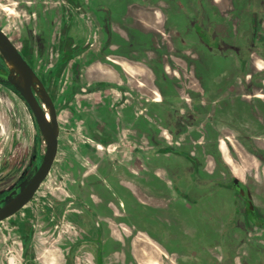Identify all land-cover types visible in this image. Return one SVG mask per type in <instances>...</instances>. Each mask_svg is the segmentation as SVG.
Returning a JSON list of instances; mask_svg holds the SVG:
<instances>
[{"label": "crops", "instance_id": "crops-1", "mask_svg": "<svg viewBox=\"0 0 264 264\" xmlns=\"http://www.w3.org/2000/svg\"><path fill=\"white\" fill-rule=\"evenodd\" d=\"M209 2L227 18L231 0ZM178 3L179 0H83L87 10L77 19L78 32L83 40L92 43L83 46L78 55L75 97L61 105L65 115H58L62 163L75 175L62 179L59 191L53 192L64 207L56 210L51 206L48 212L50 228L41 237L48 244L42 245L39 256L34 255L41 264H62L69 244L92 231L91 241L81 246L77 254L95 256L100 264H176L177 256L204 257L205 252L197 254L193 250L196 233L203 250L216 254L220 245L210 237L225 236L233 226L240 230L239 223L229 224V217L216 210L211 211L221 220L216 228L200 225L194 212L188 211L186 182L177 164L194 167L190 176L199 184L225 183L232 176L245 178L246 173L264 167V141L224 120L213 105L214 100L206 109L208 103L202 97H194L204 96V62L198 77L194 63L198 56L185 48L187 42L178 40V26L186 21L181 19L174 25L173 20H167V14L176 16L183 9ZM263 7L264 1H260L257 9L251 11L254 37L249 52L223 46L230 48L240 71L246 70L247 65L257 68L264 60L252 46L258 39V18L254 20L253 15H258ZM92 22L98 27L94 34L90 31ZM189 24L195 28L194 17ZM245 54L258 59H251L249 64ZM62 86L70 87L67 83ZM227 89L225 92L253 101L244 98L238 73L231 76ZM66 95L67 92L62 93V101ZM182 101L186 107L173 105ZM195 131L206 141L192 139ZM159 157L162 165L153 166ZM120 194L138 202L141 214L146 213L148 219L157 220L152 231L131 228L117 219L124 213L122 202V206L113 203ZM177 205L187 214L188 224L176 217ZM249 224L248 229L256 227ZM53 227L57 228L52 230ZM158 231L167 233V241L172 243L159 240ZM240 236L239 232L227 233L226 246L233 249ZM30 245L38 254L35 242ZM181 245L186 247L183 252L185 247ZM214 257L217 262L221 260Z\"/></svg>", "mask_w": 264, "mask_h": 264}, {"label": "rangeland", "instance_id": "rangeland-1", "mask_svg": "<svg viewBox=\"0 0 264 264\" xmlns=\"http://www.w3.org/2000/svg\"><path fill=\"white\" fill-rule=\"evenodd\" d=\"M32 1L0 0V24L5 26L8 34L12 36L13 41L17 44L20 40L18 23L22 22L25 24L29 19L33 20V14L26 9L28 3ZM179 1L180 3L178 4L183 5V9H179L176 16L167 14L166 17L168 21L173 20L172 23L174 25L181 19L186 21L185 23L182 21L178 26L180 30L178 40L180 43L182 41L187 42V45L184 44L185 48L198 56L194 61L196 76L198 77L199 68H201L202 62H204V77L202 79V89L204 92L202 93L204 96L196 94L194 97L200 99L202 97L203 101L208 103L206 109L210 108V102L214 100L213 105L217 107L219 114L224 117V120H228V122L232 123L243 133L264 139V104L255 99L252 102H248L240 97V95L225 92L228 90L227 83L233 74L238 73L239 79L242 76L240 75V68L238 70L233 62L234 55L231 53L230 48L223 47L224 45H228L240 48L239 52H249L253 41L251 11L256 8V4L264 0H231L232 8L227 11V18L222 17L219 11L210 4L209 0ZM58 4V0L46 2V5H51L55 8ZM262 9V19L258 18L257 20L258 39L255 42L258 44V47L253 46V51L264 57V7ZM193 17L196 23L195 28L194 25L189 24L192 22ZM198 26H201V29ZM43 40L45 44H48L50 38L47 36V39L44 38ZM219 40L222 44L219 43ZM38 57L36 66L40 75L44 78L46 68H48L50 60L51 63L55 62V56H49L44 53ZM256 57V55L250 56L249 54H245V59L248 58L249 64L251 59H258ZM0 58L3 60L1 55ZM47 58L48 60L45 62ZM263 67L264 60L260 61L257 68L247 65L244 73L247 75L245 78L251 84V88L244 86L243 88L246 89L243 91L244 94H264V91H262L264 90ZM57 86H59L58 82ZM59 87L58 89L60 90ZM220 93L224 95L215 103V98ZM58 96L57 94L55 98L56 110L58 115L63 117L65 112L61 111L62 103ZM262 98L264 99V96ZM173 105H176L178 108L186 107L183 101L173 102ZM209 129L210 127L206 129L207 136L209 135ZM238 130L236 132L240 133ZM199 138L206 141L203 135L195 131L192 139L197 140ZM44 150L43 138L29 106L13 85L0 81V198L24 178L34 161L44 154ZM63 155L59 146L50 173L42 182L32 200L19 212L0 221V264H37L39 262L38 258L33 259L31 257V252L27 253L24 243L27 241H31L30 244L35 242L34 248L38 253L35 254L37 256L42 251V245L48 244L47 241L41 238L44 235V231L50 228V225L48 226L47 222L42 219V214L44 213L43 207H56L55 203L59 204V199L55 197L56 195L53 192L55 190L59 191L62 179L69 180L70 178H74L75 175L63 166ZM162 161L161 157L155 158L153 166H161ZM177 165L178 169L182 171L184 181L186 182L184 189L188 194V204L190 206V209H187L192 213L194 212L200 225H206L210 229L216 228L221 223L220 217L211 215V211L216 210L229 217V224L233 220L232 223H239L240 230H237V227L233 226L230 232L229 230L225 232V236L217 234L214 237L212 235L213 237H210V239L220 245L216 254L207 253L203 250L200 235L196 233L193 236L192 247L197 254L205 252L204 257H191L189 259L187 256H177L175 257L176 264H235V260L236 264H264V167L259 166L258 169H253L251 172L245 174L247 181L242 186L248 192L253 205V211L247 213L245 204L231 186L230 179L228 180L229 182L227 181L229 186L220 182L212 185L209 183L203 184V182L199 184L194 182L195 179H192V176H190V174L192 175L195 172L194 167H190V165H186L185 163ZM56 187L58 188L56 189ZM120 202L123 203L124 208V213L117 217L120 222H124L129 227H135L136 229L147 228L152 231L155 228L154 225H156L157 220L148 219L147 217L149 216L146 213L144 215L141 214L139 210L141 205L138 202L122 194L117 195L113 201L114 205L122 206ZM61 203L65 204V200H61ZM236 203L239 206V211L242 214H244L243 212L248 214L250 223L252 222L256 227L248 229L249 224L246 226L244 222L245 218L241 213H237L238 220H235ZM179 208L182 207L177 205V209H174V212L176 211L180 214L176 215L178 219H181L180 222L185 223L186 221H190L187 219V214L184 215V212H181ZM56 228L53 227L52 230ZM242 228H245L244 233L241 231ZM69 230L73 231L72 228H69ZM233 232H239L241 235L237 241V244H239L237 250L235 249L236 244L233 245L234 250L226 246L228 245L227 233ZM156 237L166 244L172 243L170 240L167 241L168 235L165 232H156ZM180 247L184 248L185 245H181ZM176 250L181 253L180 248ZM185 250L186 247L182 252ZM214 256L220 257L221 260L217 262Z\"/></svg>", "mask_w": 264, "mask_h": 264}, {"label": "flooded vegetation", "instance_id": "flooded-vegetation-1", "mask_svg": "<svg viewBox=\"0 0 264 264\" xmlns=\"http://www.w3.org/2000/svg\"><path fill=\"white\" fill-rule=\"evenodd\" d=\"M47 1L49 0H33L32 2L28 3V6H26L27 7L26 9L27 11L33 14V20L29 19L25 24L22 22L18 23V28H19L18 32H19V39H20L18 44L13 41L12 36L8 34L5 26H2V24H0V29L6 33V35L10 38L11 42L16 46L17 50L20 52L23 58L27 61V63L33 69L37 77L41 80V82L43 83V86L45 87V90L51 97L54 103L55 109H56L55 98L57 94L59 95L58 97H60V101L62 104L69 103L70 99H73L75 97L76 87L74 86V84L79 75L78 55L81 53V51H83V46L84 47L87 45L89 46L92 42L89 40L88 41L83 40V35H81L78 32L79 25H77V19L84 16L87 10L85 9L83 0H58L59 4L56 8L54 6L52 7L51 5H46ZM262 14H263V10L260 9L258 15L256 14L253 15L254 17L253 19L255 20V17L262 19L261 17ZM97 30H98L97 25L92 22V26L90 29L91 33L94 34L96 33ZM47 36H49L50 40L49 42L47 41L48 44H45V42H43L44 41L43 39L44 38L47 39ZM103 43H105V39ZM252 46H255L257 48L258 44L255 42L253 43ZM44 53L49 56L54 55L55 62L51 63V60H50L49 66H47L44 63V65H46L48 68H46L45 66L47 70L43 78L38 71V68L36 66L37 64L36 61H37V58H39L38 56H41ZM46 60H48V58L45 59V62ZM8 67H9L8 64L4 60H1L0 58V81H5L4 78L8 72ZM66 70H67V74L65 73ZM263 70H264V67H263ZM244 72H245V69L243 68V70L240 71V75L242 76L240 78L241 83L243 84V87L248 86L251 88V84H249V81L247 80V78H245L247 77V75ZM55 81L56 83L54 84ZM57 82L59 83L60 87L57 86ZM64 83L65 84L67 83V85L69 84L70 87L62 86ZM106 84L107 83H103L102 85H106ZM58 87L60 88V90L58 89ZM120 89L122 90L123 88L121 87ZM91 90L92 88H89L87 91L90 92ZM66 92H67V95H66V98L63 100L64 101L63 102L61 99V95L62 93H66ZM35 95L39 101V104L45 108L46 112H48L47 108L43 105L38 95L37 94ZM244 96H245L244 98L246 99L254 100L255 98H258L259 100L264 101V99L262 98L264 94H261V93H248V94H244ZM56 113H57V122H58L57 110H56ZM47 116H48V113H47ZM253 137L256 139V136H253ZM251 148L253 147L251 146ZM41 157H39L38 160L34 161L31 169L26 173L24 178L35 166L39 165ZM234 178L237 179V184L233 183ZM246 181H247L246 177L239 178V177L232 176L230 178L231 186L235 189V191L237 192V195L244 202L245 210L247 213H249L253 211V205H252V209L249 208V201L251 202V198L247 191L244 190L245 195H241L238 191L240 187L243 188L242 185ZM228 182H225L222 184H226V186H229L227 184ZM18 184L19 182L10 191L14 189H18L17 187ZM10 191H8L6 194H8ZM3 197H1L0 200ZM55 206H56L55 207L56 210L57 209L62 210L64 207V205H59L58 203ZM50 208L51 206H48L45 208L43 207L44 213L42 214V219L47 222V225L51 223L50 220L48 219V212H50ZM237 213L239 214L241 213V211H239V206L236 203V211L234 213V215H236L235 220H238ZM243 213L245 214V216L244 214L242 213L241 214L243 215L245 220H248V222L246 223V226H247V224H249L250 222V218L248 214H246L245 212ZM233 221H231L230 224L235 225V223H232ZM93 232L94 231H92V233H84L85 235L84 237L82 238L80 237L76 239L73 243L69 244L70 246H68V248H66L65 250V255H64L62 264H100L95 256L87 255L86 253H80L79 255L77 254L78 249L81 246L88 245L87 241H91L90 236H92ZM30 243L31 241L25 242L24 248L27 250V253L31 252L32 254L31 257L35 259L37 257L34 256L35 255L33 252L34 249L33 247H31ZM236 245H237L236 247V250H237L239 247V244H236ZM83 249L87 250L86 247H84ZM83 249L82 251H85ZM232 250H234V248ZM38 263L41 264L40 262Z\"/></svg>", "mask_w": 264, "mask_h": 264}, {"label": "water", "instance_id": "water-1", "mask_svg": "<svg viewBox=\"0 0 264 264\" xmlns=\"http://www.w3.org/2000/svg\"><path fill=\"white\" fill-rule=\"evenodd\" d=\"M0 54L3 60L12 65V68H8L4 80L13 85L29 106L45 143L44 154L40 159L39 165L35 166L19 182L18 189L10 191L0 200V221H2L15 214L30 201L49 174L58 150L59 127L54 103L45 90L43 83L11 42L10 38L1 29ZM18 78L21 82L17 80ZM35 94L38 95L48 112L39 104ZM233 183L237 184L236 178L233 179ZM238 191L241 195H245L243 188L240 187ZM249 208L252 209L250 201Z\"/></svg>", "mask_w": 264, "mask_h": 264}, {"label": "bare ground", "instance_id": "bare-ground-1", "mask_svg": "<svg viewBox=\"0 0 264 264\" xmlns=\"http://www.w3.org/2000/svg\"><path fill=\"white\" fill-rule=\"evenodd\" d=\"M4 61H5V60H4ZM5 62H6V61H5ZM6 63H7L8 66H9L8 68H12V65H11L9 62H6ZM10 65H11V66H10ZM17 80H18L19 82H21V80H20L19 78H18Z\"/></svg>", "mask_w": 264, "mask_h": 264}]
</instances>
